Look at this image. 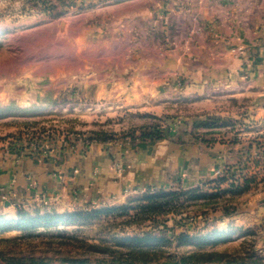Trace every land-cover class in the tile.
I'll return each mask as SVG.
<instances>
[{
  "label": "rangeland",
  "instance_id": "obj_1",
  "mask_svg": "<svg viewBox=\"0 0 264 264\" xmlns=\"http://www.w3.org/2000/svg\"><path fill=\"white\" fill-rule=\"evenodd\" d=\"M121 2L0 0L2 161L27 157L41 160L51 153L62 155L64 150L86 152L95 145L159 140L211 146L235 143L241 146L243 157L236 164L215 170L212 178L194 187L174 184L129 189L119 204L77 206L65 211L45 203L29 208L16 205L13 217L0 211V219L18 221L46 213L69 215L132 207L160 192L196 190L206 194L178 196L172 208L160 213L136 216L130 209L126 215L101 213L86 221L80 218L50 228L0 230V264L31 257L42 259L44 264H67V259L81 257L103 264L95 261L104 259L102 250L115 248L119 238L143 235L166 239L145 244L161 245L166 252L210 255L200 264H264V114H260L264 112V95L231 98L223 102L221 114L214 110L199 115H193L197 108L192 101L174 102L172 106L164 99L167 113L145 114L149 121L139 127L137 105L142 101L163 104L164 87L159 85L154 95L136 91L138 69L148 66V61L137 55L152 58L153 52L143 39H151L154 33L161 41L163 36L146 30L134 19L128 36H123L122 31L127 34L125 26L121 29L120 23H114L121 11L103 10ZM183 32L179 29L178 35ZM145 73L152 76L149 71ZM183 83L177 76L164 86L181 88ZM238 85L243 93L249 88L244 80ZM148 134H152L151 139ZM6 199L3 195L1 204ZM90 245L98 249H88Z\"/></svg>",
  "mask_w": 264,
  "mask_h": 264
},
{
  "label": "crops",
  "instance_id": "obj_2",
  "mask_svg": "<svg viewBox=\"0 0 264 264\" xmlns=\"http://www.w3.org/2000/svg\"><path fill=\"white\" fill-rule=\"evenodd\" d=\"M119 1L103 10L121 11L114 23H120L121 29L125 26L127 34L122 31L123 36H128L133 19L163 36L161 41L154 33L151 39H143L153 52L152 58L137 55L148 61V66L138 69L136 91L154 95L159 85L164 87L163 104L133 103L138 104L139 127L147 124L143 115L167 113L165 102L171 101L173 106L174 102L192 101L197 108L193 115L214 110L221 114L223 102L231 98L264 95V0ZM179 29H183L182 35H178ZM238 48L243 52H236ZM177 76L184 81L181 88L164 86ZM242 80L252 89L243 93L238 85ZM242 157V148L235 143L211 146L175 140L95 145L86 152L64 150L62 155L51 153L41 160L27 157L3 162L0 157V199L3 195L8 198L0 202V211L13 217L16 205L29 208L45 203L65 211L119 204L129 189L174 184L194 187Z\"/></svg>",
  "mask_w": 264,
  "mask_h": 264
},
{
  "label": "trees",
  "instance_id": "obj_3",
  "mask_svg": "<svg viewBox=\"0 0 264 264\" xmlns=\"http://www.w3.org/2000/svg\"><path fill=\"white\" fill-rule=\"evenodd\" d=\"M153 132V131H151ZM152 134H148L150 138ZM159 139L158 136H156ZM151 139V138H150ZM222 180V179H219ZM204 197L205 193H198L196 190L189 192H160L147 196L137 203L135 206H124L120 208L104 209L101 211L82 212L77 211L72 214L58 215L46 213L43 215H36L33 217H20L18 221L0 219V230L9 231L12 229L26 230L34 227H55L59 223H74L78 219L83 221L89 220L92 217H98L101 213L109 215V213L119 212L121 215H126L130 209L136 212V216L150 213H160L172 208V201L178 196L188 195ZM81 218V219H80ZM71 225V224H69ZM182 237V236H181ZM186 237V236H184ZM149 241L167 242L166 239L152 238L148 235L143 236H127L118 239V245L113 248H106L102 250L103 260H95L103 262V264H200L203 261L210 259V255H198L196 253L189 254H174L163 250L161 245H145ZM88 249L95 248V245L87 246ZM67 264H93L87 257L70 258L67 259ZM10 264H44L42 259L35 258H17L11 259ZM237 264V263H234Z\"/></svg>",
  "mask_w": 264,
  "mask_h": 264
}]
</instances>
